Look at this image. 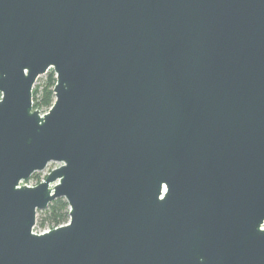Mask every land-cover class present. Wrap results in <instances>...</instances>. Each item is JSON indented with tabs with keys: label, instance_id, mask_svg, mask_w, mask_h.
Here are the masks:
<instances>
[{
	"label": "water",
	"instance_id": "water-1",
	"mask_svg": "<svg viewBox=\"0 0 264 264\" xmlns=\"http://www.w3.org/2000/svg\"><path fill=\"white\" fill-rule=\"evenodd\" d=\"M0 264H264V0H0Z\"/></svg>",
	"mask_w": 264,
	"mask_h": 264
},
{
	"label": "trees",
	"instance_id": "trees-1",
	"mask_svg": "<svg viewBox=\"0 0 264 264\" xmlns=\"http://www.w3.org/2000/svg\"><path fill=\"white\" fill-rule=\"evenodd\" d=\"M55 81L54 72L51 71L47 79L43 82L41 89H39V86H35L32 89V106L34 109L45 111L52 105L54 100L53 86ZM41 213H43V216L40 217L39 226H48L49 229L55 228L68 221V203L63 197L56 198L51 201L47 208H45Z\"/></svg>",
	"mask_w": 264,
	"mask_h": 264
},
{
	"label": "rangeland",
	"instance_id": "rangeland-1",
	"mask_svg": "<svg viewBox=\"0 0 264 264\" xmlns=\"http://www.w3.org/2000/svg\"><path fill=\"white\" fill-rule=\"evenodd\" d=\"M53 71L52 68L48 69L44 74H41L37 77L34 85H33V88L35 86H39V89H41V86L43 84V82L47 79L48 75L50 74V72ZM54 72V71H53ZM55 75V73H54ZM47 110H41L40 113H45ZM58 166L57 163H49L46 168H44L43 170L41 171H37V172H34L28 179V182H27V185L29 186H33V185H36L37 183H39L40 181H42V179L47 175V173L53 169L54 167ZM44 210V209H43ZM43 210H40L41 212ZM37 212V215H36V224L33 228V231L36 232V233H40V232H43V231H46L49 229L48 226H44V227H40L39 226V221H40V217L43 216V213L41 212Z\"/></svg>",
	"mask_w": 264,
	"mask_h": 264
},
{
	"label": "built area",
	"instance_id": "built-area-1",
	"mask_svg": "<svg viewBox=\"0 0 264 264\" xmlns=\"http://www.w3.org/2000/svg\"><path fill=\"white\" fill-rule=\"evenodd\" d=\"M43 180V179H42Z\"/></svg>",
	"mask_w": 264,
	"mask_h": 264
}]
</instances>
